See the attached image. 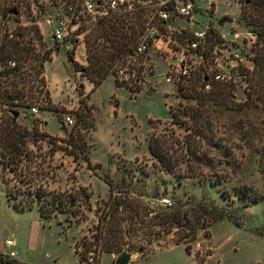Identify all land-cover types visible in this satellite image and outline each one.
Here are the masks:
<instances>
[{"label":"rangeland","instance_id":"1","mask_svg":"<svg viewBox=\"0 0 264 264\" xmlns=\"http://www.w3.org/2000/svg\"><path fill=\"white\" fill-rule=\"evenodd\" d=\"M17 2L0 0V15L16 10ZM212 2L210 9L195 0L197 27L212 23L229 39L255 34L249 56L260 58L264 4ZM44 11L40 49L52 52L43 70L53 104L38 113L41 127L14 103L16 119L12 109L1 111L0 254L10 251L5 241L11 240L19 264H79L80 255L81 264H113L124 249L129 264H264V104L232 90L230 97L195 99L197 107L192 99L175 101L171 85H152L151 79L116 87L111 71L118 55L108 54L106 27L90 33L86 61L73 66L68 59L76 53L55 45L44 23L53 9ZM223 18L231 22L219 25ZM1 48L3 58L17 52L7 44ZM78 54L83 49L76 59H84ZM98 69L104 80L91 83L94 89L85 95L84 87H92L87 78L97 79ZM65 114L72 125L63 123ZM7 127L31 133L10 168L2 140ZM150 136L175 151L171 172L149 154ZM34 192L85 200L75 202L74 214L44 219L37 211L44 198ZM19 202L33 208L18 211L12 203Z\"/></svg>","mask_w":264,"mask_h":264},{"label":"built area","instance_id":"2","mask_svg":"<svg viewBox=\"0 0 264 264\" xmlns=\"http://www.w3.org/2000/svg\"><path fill=\"white\" fill-rule=\"evenodd\" d=\"M201 2L210 9L213 6L212 0ZM16 6L11 9L15 14L0 15V54L3 44L17 48L11 57L0 55V123L2 110L17 109L33 118L32 125L41 127L38 113L53 104L43 70L52 52L40 49L45 42L40 20L46 6L53 9L44 19L49 36L66 53H76L70 58L73 62L86 61L87 37L95 29L106 27L109 47L118 40L116 32L125 36V48L113 61L111 71L119 85L139 86L149 79L155 85L161 76L160 81L171 85L175 101L195 91L208 93L214 85L243 94L248 91L254 70L249 54L255 34L240 40L239 34L232 32L229 39L212 23L197 27L195 0H18ZM77 49H83L78 59H84H76ZM63 123L72 125L71 117L65 114ZM161 203L165 206L169 201L161 199ZM5 246L10 251L0 257V264L16 257L11 250L14 242L6 240Z\"/></svg>","mask_w":264,"mask_h":264},{"label":"trees","instance_id":"3","mask_svg":"<svg viewBox=\"0 0 264 264\" xmlns=\"http://www.w3.org/2000/svg\"><path fill=\"white\" fill-rule=\"evenodd\" d=\"M258 1H259L258 5L264 4V0H258ZM238 2H241L243 5H246V6H251L256 3V0H238ZM261 35H264V33H262ZM114 36L118 37V40L111 42L112 45L109 48H111L113 52L108 53L109 55H111V57H113L112 54H115L114 56L118 55L119 53L117 52L121 53L125 48V36L122 33H118V32H116ZM251 61H252L254 69L256 68V70H253V75H255V77L252 75V77H254V79L251 81L252 84L249 85L248 91L245 92L244 94L247 95L248 97H250L251 95H255V98L260 102V104L263 105L264 104V78L262 77V75L258 74L259 73L258 71L259 69L264 71V53H262V56L260 58L255 57ZM71 64L75 66V63L73 61H71ZM95 73L96 75L99 76V69ZM92 76L93 75L89 76L87 79L90 83L94 85V87L98 86L104 80L103 75L97 77V79L93 78ZM251 79L252 78H250V80ZM114 84L116 87L120 86L116 83V81H114ZM128 90L132 92L130 89ZM232 90H233L232 88L225 86V85H214L212 90L208 93H200V92L195 91L194 93H192V95H189L187 97H182V98L184 99V101L186 99L187 100L192 99L194 101L195 106L198 107L197 105L198 102L196 101L197 102L196 103L195 99L214 100L216 98L226 97V95L228 96L229 93H232L231 92ZM192 91H193V88H192ZM230 96L231 95H229V97ZM170 109L173 111L172 113L177 112V109L175 107L170 108ZM193 123L195 124L196 122L193 121ZM28 133L29 132L25 128H18V129H15V128L12 129L11 127L5 128V131L3 132L2 140L4 142L3 148L5 149L4 151L7 156L6 163H5L6 167L10 168L11 163L13 162L15 157L19 155V152H20L19 147L23 145L24 143L23 139L25 138V136H27ZM73 145L76 146V143H73ZM147 148H148L149 154L159 163V165L162 166L166 171L171 172L172 165H173L172 163L176 162L177 158L172 157L175 151H170L172 149H169L167 145V141L163 138L160 139L158 137L150 136L148 138ZM186 150L187 152H189L188 141L186 144ZM6 167H4V169ZM18 193H15V194L10 193L9 198L10 196L16 197ZM30 193L31 192H27V194H30ZM34 194H36V198H40V197L44 198V202L39 203L37 206V211H38L39 216L44 219L50 218L55 213L74 214L75 212L73 209V205L75 204V202L81 203L85 200L83 198L75 197V196L66 197L67 195H61V193L34 192ZM47 196H49L48 197L49 201H46L47 199H45ZM12 206L14 209L21 211V212L26 211V210H31L33 208L29 202H26L25 204H22L20 202L16 204L12 203ZM232 222L236 224L237 226H239L240 224L237 221L234 222L232 220ZM262 235L264 236V234ZM1 256L2 255L0 254V257ZM83 259L84 257L80 255L79 264H81V261ZM5 264H19V263L15 260H12V261H5Z\"/></svg>","mask_w":264,"mask_h":264},{"label":"water","instance_id":"4","mask_svg":"<svg viewBox=\"0 0 264 264\" xmlns=\"http://www.w3.org/2000/svg\"><path fill=\"white\" fill-rule=\"evenodd\" d=\"M11 14H15L14 10L10 11ZM225 22H231V20L229 18H223L221 19V21L218 23L219 25L225 23ZM69 62H71L72 60L69 58L68 59ZM156 81H160L161 80V76L157 77L155 79ZM10 114L12 115L13 119H16L18 116L17 112H10ZM131 260V255L130 253H128V251L126 249H124L121 254L115 258L113 264H129Z\"/></svg>","mask_w":264,"mask_h":264},{"label":"crops","instance_id":"5","mask_svg":"<svg viewBox=\"0 0 264 264\" xmlns=\"http://www.w3.org/2000/svg\"><path fill=\"white\" fill-rule=\"evenodd\" d=\"M80 61H82V60H80ZM92 87H84V94L86 95L87 94V92H90V91H93V89H94V87H93V85L90 83V82H88ZM50 92V91H49ZM51 96V95H50ZM17 261V260H16ZM17 262H19V261H17Z\"/></svg>","mask_w":264,"mask_h":264}]
</instances>
